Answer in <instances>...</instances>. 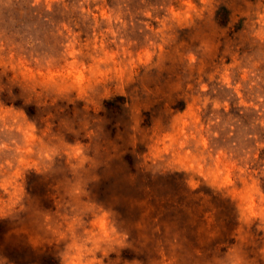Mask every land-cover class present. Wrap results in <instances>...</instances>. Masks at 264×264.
Returning <instances> with one entry per match:
<instances>
[{
    "label": "rangeland",
    "instance_id": "obj_1",
    "mask_svg": "<svg viewBox=\"0 0 264 264\" xmlns=\"http://www.w3.org/2000/svg\"><path fill=\"white\" fill-rule=\"evenodd\" d=\"M230 202L237 242L208 257L193 214ZM28 246L264 264V0H0V264Z\"/></svg>",
    "mask_w": 264,
    "mask_h": 264
},
{
    "label": "trees",
    "instance_id": "obj_2",
    "mask_svg": "<svg viewBox=\"0 0 264 264\" xmlns=\"http://www.w3.org/2000/svg\"><path fill=\"white\" fill-rule=\"evenodd\" d=\"M225 15L222 16L223 13L219 16V18H223V20L226 22L228 17V11L226 8L222 9ZM33 109H30L29 114H34V107ZM127 161L133 165V162L135 161V157L133 154L129 153L126 155ZM217 200L219 201H225L221 196L217 197ZM229 203V200L226 199ZM200 203V202H199ZM196 203V207H200L201 203ZM186 204V203H185ZM183 204V205H185ZM186 206V205H185ZM194 215L193 221L196 224V227L198 228V231H201L206 235V237L210 240L209 244L205 248L206 253L208 254V257H220L224 253H226L229 248H231L232 245H234L237 242V238L239 236L238 228L240 226L239 216L236 214L235 207L231 205V202L227 208V210L219 216L218 213L214 214V222L209 223L208 218L206 217L205 212H200L199 209ZM158 218V217H157ZM152 219L154 220L155 217L152 216ZM152 220V221H153ZM23 253H28L22 259H15L11 260L9 264H38L39 261H36L37 259H34V255H32L31 249L28 247L23 248ZM47 264V263H43Z\"/></svg>",
    "mask_w": 264,
    "mask_h": 264
}]
</instances>
